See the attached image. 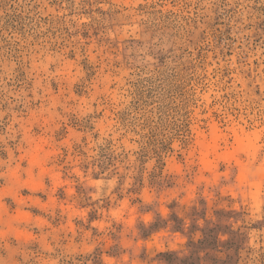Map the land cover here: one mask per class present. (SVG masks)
Returning <instances> with one entry per match:
<instances>
[{
  "label": "rangeland",
  "instance_id": "1",
  "mask_svg": "<svg viewBox=\"0 0 264 264\" xmlns=\"http://www.w3.org/2000/svg\"><path fill=\"white\" fill-rule=\"evenodd\" d=\"M0 264H264V0H0Z\"/></svg>",
  "mask_w": 264,
  "mask_h": 264
}]
</instances>
